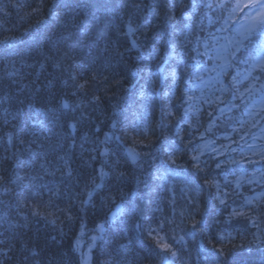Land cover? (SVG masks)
Returning <instances> with one entry per match:
<instances>
[{
    "label": "snow or ice",
    "instance_id": "1",
    "mask_svg": "<svg viewBox=\"0 0 264 264\" xmlns=\"http://www.w3.org/2000/svg\"><path fill=\"white\" fill-rule=\"evenodd\" d=\"M52 3L55 4V0H52ZM48 4L49 0H32V3H25V0H6V2L0 0V36H2L0 46H4L5 52L10 48H15L17 43V38L13 35L3 34L13 31L12 28L5 27L10 22L9 17L13 14L12 10L16 11L20 21L23 22L22 26L26 24L24 34L31 35L33 30L38 31L41 25L48 24L52 18L53 12ZM192 6L196 10L200 8H207L212 11L220 10L221 15L230 9L227 18L223 19V26L219 29L221 32L229 29L230 22L234 25L235 21L232 20V16L237 12H243L244 9H248L247 23L241 25L236 30L235 35L231 39H227L226 44L219 45V47L216 45L210 47L208 43H204V52L199 51L198 47H193L190 52L194 55H190L189 51H180L179 48L192 43V39H190L191 25H185L189 29L188 32L181 31L177 33L175 30V25L178 22L176 13L177 10L182 12L186 7L185 0H166L163 11L157 6L144 5L142 0L141 2L127 0L124 4V7L133 9L137 13L147 7L148 12L160 18L168 26L167 45L172 49V55L177 57L179 61L175 67L170 66L167 69V77H164V64L167 63V60L161 62V49L155 44L146 47L143 43H138L137 39L131 41L132 48L137 49L141 56L147 53L149 59H155L160 68L158 73H153L148 63H144L143 68H131L132 75L139 72L148 73L145 83L141 85L138 92L134 93L138 99L145 100L150 105L151 100L145 96L144 88L151 85L155 89L157 82L163 78H170L172 81L168 91L160 94L161 99L166 100L167 103L166 106L162 105L161 119L156 121L154 126L147 121V116L150 115L147 111L144 112V123L133 122L128 127L121 125L118 117L125 110V104L122 103L124 97L121 94L129 91L128 81L127 76L117 71L108 57L119 58L120 62L127 63L124 61V56L129 49L121 50L110 39L93 38L89 32L80 27L76 22V18L81 15L88 17L96 24L103 22V18L96 15L87 4L77 2L75 8L70 4L64 5L63 7L68 8L70 13L74 12L76 15L72 17L70 24L65 23L63 28L52 32L48 37L47 46L44 50H36L40 60L43 61H37L39 67L43 69L47 64L57 69L61 81L65 85V90L58 98L57 104L62 113L69 114L68 120L65 121L67 128L77 130L82 123L90 122L97 110L102 111L105 101L116 100V103L110 105L111 114L107 115L108 124L113 130L111 135L104 133V140H100L99 136L96 135L100 132L99 127L96 128L95 133H92L95 137L91 140L93 147L86 150L89 152V158L83 163L91 166V162L96 161L98 157L103 159L100 161V167L93 168L92 173L85 178L83 191L75 194L71 190L65 192L67 182L71 181L74 175V170L68 166L65 156L57 154L54 157L57 161H63L60 167L52 168L51 161L45 160V163L40 165V171L36 176L29 175L28 172L21 174L25 167L32 166L35 160L40 157V153L32 152L30 147L27 149L28 160L21 158L23 153L19 149L10 157L5 156L0 159V196L13 195L19 197L26 188L31 193L30 196L17 199L18 215H24L23 210H27V214L33 218L42 219L55 225L61 216L64 221L69 223L78 218L74 215L77 201L79 202L80 211L85 206L92 205L94 198L97 196L100 197L103 205H107L109 202L114 205V210L110 209V215L106 217L105 221L97 224L93 230L96 235L91 237V243L88 244L86 253L81 251L82 245L79 238L71 246L70 250L72 252L79 253L78 264H93V248L109 243H113L115 246L110 252L102 253L104 259L100 260L98 264H129L126 254L129 245L133 241L129 239L127 244L118 241H105L104 233L106 232L105 225L109 222L114 223L117 217L121 215L134 216L136 209L131 206L128 197H136L137 193L131 190L125 192L121 185L128 180L130 175L127 166L141 167V161L152 162L149 166L155 168V178L164 181V184L159 187L165 192L173 191L168 180L169 170L175 171L187 167L192 177L191 181H184L179 189L180 199L183 201L179 206V212H177L175 196L173 195L168 200V203L172 205L171 218L165 216L161 219L147 214L134 216L133 227L156 250L158 264H243V260L230 259L237 249L251 248L253 245L264 249V191L251 197H241L239 189L242 177H237L234 181H230L227 176H224L222 180L219 178L222 175V163L216 157L222 153L216 148H211L210 152L216 153V156L210 155L208 159H201L205 155V149L209 148L208 143L197 145L190 152L186 151L195 137L192 131L184 133V129L179 126L182 120L188 124L189 129L198 130L196 125L192 123L190 114L196 102L207 104L209 107L225 104V94L229 89L232 91V99L237 98L235 94L240 90L236 87V84L240 73L237 72L236 75L231 77L230 84H225L223 78L229 75L230 68H234L238 64L247 65L243 75V79L247 83L244 84V90L240 93V98H245V94L247 97H254L256 93H259L261 97L260 111L254 115L249 114L253 117V126H256L259 120H264V0H247L246 3L236 0L235 5H233V0H217L215 3H207L202 0L201 4H197V0H192ZM25 8L29 10L21 16L20 11ZM191 18V15L185 14V19L191 20ZM140 27L139 25L134 26L132 15L129 14V18L125 22L127 30L122 34L133 36L140 31ZM143 27L144 31L140 34L147 38L148 33L154 26L148 23ZM72 29L77 31H72ZM195 39L196 43L199 44L200 37L197 35ZM85 41H90V43H85ZM92 48L95 49L96 56L104 54L103 63H98L96 59L89 62L87 58L93 57L94 53L91 50L87 52L84 50ZM82 52L84 56H80ZM205 57L212 64L210 68L205 66ZM186 60L194 61V63H186ZM21 63H23V58ZM181 63L184 64L183 73L188 75L185 82L191 84L193 80H196L200 81V85L186 89L178 96L176 82L182 79ZM5 65L15 69L16 61L6 60ZM26 66L35 67V65ZM190 68L194 69L191 73H189ZM17 72L18 70H15L7 74L14 76ZM205 73H215V76H209L205 80ZM205 88L208 89V94L205 93ZM197 90L200 92L199 96L195 95ZM173 99L182 101L183 105H187V107H183L182 115L173 110ZM231 106L236 107L234 104ZM89 108L92 109V112L88 111ZM199 110V107H197L196 111L199 112ZM36 111L39 112L40 109L37 108ZM219 111L223 115L224 109L220 108ZM208 115L211 116L212 113H208ZM95 119L100 120V117L95 116ZM165 121L166 124L163 123ZM196 124H199V120ZM213 125L214 121L209 124L205 131H210ZM12 127L15 128V125ZM157 130H160L159 134H157ZM116 131L122 134L116 135ZM262 132H264V128H262ZM6 136L7 143L13 145V147H15L14 139L18 140L20 145H31L32 143L19 137L14 138L12 132L7 133ZM113 137L119 144L124 146L122 154L119 146H117V150L107 146L108 141ZM200 139L203 140V133H200ZM64 140L67 141L68 137H64ZM82 140L84 143H88V135L85 134ZM84 143L80 145L82 150H84ZM57 144L61 150L64 149V145L59 140ZM249 150L253 151L252 145H249ZM7 151L8 149L5 148V152ZM91 153H96V155ZM253 155H258L260 161L264 162V151H253ZM157 159L167 165L163 173H161L160 168L155 167ZM245 162L254 163L251 161ZM227 163L236 164L239 161L233 159L227 161ZM10 167L14 168L11 172L9 171ZM216 170H221V172ZM57 173L65 178L61 182L63 187L49 188L50 195L45 201L41 190L33 182L37 179L42 180L46 176L55 177ZM150 175L152 174L150 173ZM260 176L264 178V171L260 172ZM106 178H112L116 181L114 190L105 191ZM254 182L256 181H248L250 184ZM142 183L143 181L137 178V184ZM63 195H67L68 200L64 207H60L53 197ZM117 198L121 201L120 203H117ZM237 198L242 199V203L238 207H233L232 205L236 204ZM3 203L4 201L0 200V204ZM153 203H155V208L152 211H161L160 204L154 201ZM125 204H128L129 207L125 208ZM0 221L9 223V226L13 229L27 226V224H13L6 215L0 216ZM64 221L60 222L63 223ZM233 224L243 225L242 228L235 229V235L233 231H228V227ZM80 226L81 234H83L84 225L82 220ZM250 229H255V231H250ZM61 232H63L62 229ZM161 232H165V235L161 236ZM169 232L171 236H168ZM180 232L184 235H178ZM2 235L3 233H0V236ZM248 235L252 236L251 240L247 239ZM185 236H199L204 241L203 246L208 251L197 252L194 256L188 247ZM120 239L124 240L127 237L121 234ZM237 239L243 241V243L237 244ZM97 241L101 242L100 245H97ZM13 247L6 240L0 239V257H7ZM23 249L24 261L22 264H26L29 260L35 261V258L40 254L37 247L30 246L27 242L23 244ZM0 264H3L2 260H0ZM35 264H39V262L35 261Z\"/></svg>",
    "mask_w": 264,
    "mask_h": 264
},
{
    "label": "trees",
    "instance_id": "2",
    "mask_svg": "<svg viewBox=\"0 0 264 264\" xmlns=\"http://www.w3.org/2000/svg\"><path fill=\"white\" fill-rule=\"evenodd\" d=\"M77 2L87 4L96 15L103 18L102 23L96 24L88 17L78 16L76 22L82 29L89 32L93 38L102 37L110 39L121 50L125 48L129 49V51L125 52L124 56V61L127 63L120 62L119 58L113 59L110 56L108 57L114 68L127 76L129 91L121 94L124 97L122 103L125 104V110L118 117L122 126L128 127L133 122L144 123L145 111L150 113L147 116V121L154 126L155 122L161 119L162 105L166 106L167 103L166 100L161 99L160 94L166 93L169 85L172 83L170 78H163L157 82L155 89L151 85L144 88L145 96L151 100L150 105L145 100H140L134 95L147 80L148 73L139 72L136 75H132L131 68H143L144 63L150 64L153 73H158L160 68L155 59H149L147 53L141 56V53L137 49L132 48L131 41L137 39L138 43H143L146 47L155 44L161 49V62L163 63V60H167V63L164 64V77H167V69L170 66L175 67L179 63L178 58L172 55V49L167 45L168 26L160 18L148 12L147 7H144L138 13L133 9L124 7L127 0H55V4L52 3V0H49L48 7L52 9V18L48 24L41 25L38 31L33 30L31 35L24 34L26 24L22 26L23 22L20 21L16 11L12 10L13 14L9 17L10 22L5 27L12 28L13 31L3 34L13 35L17 38V43L15 48H10L7 52H5L4 46H0V159L5 156L10 157L19 149L23 153L21 158L28 160L29 154L27 149L30 147L32 152L40 153V157L35 160L32 166L25 167L21 171V174L28 172L29 175L36 176L40 171V165L44 164L45 160L51 161V167L55 168L60 167L63 161H57L54 157L57 154L65 156L68 166L74 170L73 179L67 182L65 192L71 190L73 194L83 191L85 178L92 173L93 168L100 167L102 157H98L96 161L91 162V166L83 162L89 158V152L86 150L93 147L91 140L95 137L92 133H95L97 127L100 128V132L96 135L99 136L100 140H104V133L111 135L113 130L108 124L107 115L111 114L110 105L116 103L115 99L105 101L102 111L97 110L90 122L86 124L82 123L75 131L67 128L65 121L68 120L69 114L66 112L62 113L57 104L58 98L65 90V85L62 83L57 69L47 64L45 68L41 69L37 63L38 60L40 62L43 61L40 60L36 50H44L47 46L48 37L52 32L63 28L65 23L70 24L72 17L76 15L74 12L70 13L69 9L63 6L70 4L75 8ZM137 2H141V0H137ZM203 2L215 3L217 0H203ZM246 2L247 0L241 3ZM25 3H32V0H25ZM142 3L146 6H157L163 11L166 0H142ZM201 3L202 0H197V4ZM235 3L236 0H233V5ZM185 5L186 7L182 12L181 10H177L178 22L175 25V30L177 33L181 31L188 32L189 29L185 25H191L190 39H192V43L185 44L179 48L180 51H189L190 55H194V53L190 52V49L193 47H198L199 51L204 52V43H208L210 47L212 45L219 47V45L226 44L227 39H231L240 25L247 21L248 9H244L243 12H237L232 16L235 24L232 25L230 22L229 29L221 32L219 29L223 26V19L227 18L231 11L230 9L221 15L220 10L212 11L207 8L194 9L192 0H185ZM28 10L27 8L21 10L20 15L22 16ZM129 14L132 15L134 26H141L140 31L136 32L133 36L122 34L127 30L125 22L128 20ZM185 14L191 15V20L185 19ZM148 23L154 27L148 33V37L145 38L140 33L144 31L143 26ZM72 31L77 30L72 29ZM197 35L200 37L199 44L196 43L195 39ZM85 43H90V41H85ZM89 50L94 53L93 57L87 58L89 62L92 59H96L98 63H103L104 54L96 56L94 48L85 49L84 51L87 52ZM80 56H84V53H80ZM22 58L23 63H21ZM6 60L16 61L15 69L10 66L6 67ZM204 60L206 61L205 66L210 68L212 66L211 62L207 60V57ZM186 63H194V61L186 60ZM26 65H35V67H27ZM246 67L247 65L238 64L236 67L230 68L229 75L223 78L225 84H230L231 77L236 75L237 72L240 73L236 84V87L240 91L235 94L236 99H232V91L229 89L225 94V104L209 107L207 104L196 102L190 114L192 123L196 125V129L198 130L189 129L188 124L182 120L179 124L184 129V133L192 131L195 137L192 144L188 145L186 151L190 152L197 145L208 143L209 148L205 149V155L201 159H208L210 155L216 156V153L210 152L211 148H216L222 153L216 157L222 163V175L219 178L222 180L224 176H227L230 181H234L237 177H242L239 189L241 197H251L264 191V178L260 176V172L264 171V162L260 161L258 155H253V151H264V132H262L264 120H259L256 126H253V117L249 115L250 113L254 115L260 111L261 97L259 93H256L254 97H247L245 94V98H240V93L244 90V84L247 83L243 79ZM183 68L184 64L181 63L182 79L176 82L178 96L182 91L200 85V81L196 80H193L191 84L186 83L188 75L183 73ZM15 70H18L16 75L9 76L7 74ZM193 71L194 69H189V73ZM209 76H215V73H205V80ZM204 91L208 94L207 88ZM195 95H200L199 90L196 91ZM233 104L236 107H232L231 105ZM183 107H187V105H183L182 101L173 99L172 108L179 115H182ZM197 107L200 109L199 112L196 111ZM37 108L40 109L39 112L36 111ZM220 108L224 109L223 115L219 111ZM88 111L92 112V109L89 108ZM208 113H212V115L209 116ZM95 116H99L100 120H96ZM197 120H199V124H196ZM213 121L214 125L211 127V130L205 131ZM163 123L166 124V121ZM13 125H15V128L12 127ZM164 130L166 131V128ZM159 131L157 130V134H159ZM9 132L14 134V138L19 137L31 141V145H20L18 140L14 139L15 147H13V145L7 143L6 134ZM200 133H203V140L200 139ZM85 134L89 137L88 143H84L82 140ZM121 134V132L116 131V135ZM64 137H68V140L65 141ZM58 140L64 145L63 150L57 144ZM82 143H84V150L80 147ZM249 145L253 146V151L249 150ZM107 146L113 150H117V146H119L121 154L124 147L114 137L108 141ZM5 148L8 149L7 152H5ZM91 154L96 155V153ZM233 159L239 161V163H227V161ZM150 163L152 162L141 161V167L128 165L127 170L130 175L121 187H123L125 192L131 190L137 193L136 197H128L131 206L136 209L134 213L135 217L147 214L161 219L165 216L171 218L172 205L168 203V200L173 195L175 196L177 212H179V206L183 203L180 199L179 189L184 181H191L192 177L187 167L176 169L175 171L169 170L168 180L171 183L173 191L165 192L159 187L164 184V181L155 178V168L150 167ZM155 167L160 168L161 173H163L167 165H164L162 161L157 159ZM13 170L14 168H9L10 172ZM216 171L221 172V170ZM137 178L143 181V183L137 184ZM64 180L65 178L57 173L55 177L46 176L42 180L37 179L33 183L41 190L42 197L46 201L50 195L48 189L55 188L56 186L63 187L61 182ZM249 180L256 182L250 184L248 183ZM25 183L27 184L28 182L26 181ZM115 184L116 181L114 179L106 178L105 191L109 189L114 190ZM30 195L31 193L26 188L19 197L13 195L0 196V200L4 201L3 204H0V216L6 215L13 224H27L26 227L13 229L9 226V223L0 221V233H3L0 239H4L8 244L14 246L7 257H0L3 264H22L24 261L23 244L26 242L30 246L37 247V251L40 254L35 258V261H38L39 264H78L79 253L72 252L70 250L71 246L79 238L82 245L81 251L86 253L88 251L87 246L91 243V237L96 235L93 231L96 225L105 221L106 217L110 215V209L114 210V205H111L110 202L107 205H103L100 197L97 196L94 198L92 205L85 206L82 211L79 210V202H76L74 215L78 218L74 222L69 223L68 221H64V218L61 216L57 220V224L53 225L42 219L33 218L27 214V210H23L24 215H18L17 199ZM53 199L60 207H64L68 196L63 195L53 197ZM153 201L160 204L161 211H152L155 208ZM120 202L119 198H117V203ZM240 203H242V199L237 198L236 204L232 206L238 207ZM128 207L129 205L125 204V208ZM134 216L121 215L115 219L114 223H107L105 225L104 240L110 242L118 241L126 244L129 239L132 240L133 242L129 245V250L126 254L129 264H158L156 250L151 247L149 241H146L134 229ZM81 220L84 225L83 234H81ZM60 221L64 222L61 223ZM242 227V224H233L228 227V231H233L235 235V229ZM61 229L63 232H61ZM250 231H255V229H250ZM121 234L125 235L127 239L121 240ZM160 235H165V232H161ZM178 235H184V233L180 232ZM168 236H171L170 232ZM247 239L251 240L252 236L248 235ZM185 240L188 241V247L194 256L197 252L208 251L203 246L204 241L199 236H185ZM96 243L100 245L101 242L97 241ZM236 243L240 244L243 241L237 239ZM114 246L113 243H109L93 248V264H98L100 260L104 259L102 253L110 252ZM230 259L235 261L243 260V264H264V249L255 245L251 246V248L237 249L234 256ZM35 261L29 260L26 264H35Z\"/></svg>",
    "mask_w": 264,
    "mask_h": 264
},
{
    "label": "rangeland",
    "instance_id": "3",
    "mask_svg": "<svg viewBox=\"0 0 264 264\" xmlns=\"http://www.w3.org/2000/svg\"><path fill=\"white\" fill-rule=\"evenodd\" d=\"M246 0H241L240 2H245ZM247 23V21L245 22V23H243V24H241V25H244V24H246ZM241 25H240V27H241ZM239 27V28H240Z\"/></svg>",
    "mask_w": 264,
    "mask_h": 264
}]
</instances>
